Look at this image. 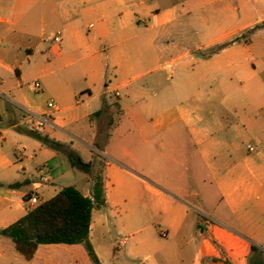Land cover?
<instances>
[{
	"label": "crops",
	"instance_id": "obj_1",
	"mask_svg": "<svg viewBox=\"0 0 264 264\" xmlns=\"http://www.w3.org/2000/svg\"><path fill=\"white\" fill-rule=\"evenodd\" d=\"M24 109L49 117L43 134ZM242 135L257 142L246 154ZM44 138L106 160L100 210L117 187L134 198L143 187L164 213L162 235L177 242L165 254L140 239L131 261L184 262L181 243L196 249L190 213L203 208L210 238L193 264H248L251 242L264 244V0H0V231L36 208L32 197L41 204L69 187L57 184L77 169ZM142 157L154 162L152 186L134 170ZM78 190L91 198L93 182ZM100 210L93 248L101 264H127L96 246ZM84 247L41 246L28 261L0 235V263L92 264Z\"/></svg>",
	"mask_w": 264,
	"mask_h": 264
},
{
	"label": "rangeland",
	"instance_id": "obj_2",
	"mask_svg": "<svg viewBox=\"0 0 264 264\" xmlns=\"http://www.w3.org/2000/svg\"><path fill=\"white\" fill-rule=\"evenodd\" d=\"M218 31H221L216 26V35ZM245 35V34H244ZM208 37L205 38L207 41ZM247 38H244L246 41ZM204 54V53H202ZM201 54H195V57H199ZM237 60H242L244 63H247L252 68H257L258 71H261V65L259 62H256L254 58L250 57L248 52H237ZM241 57V58H240ZM237 98L241 97L239 89L233 93ZM205 110L215 109L216 102L211 104H206ZM221 109V107L219 108ZM239 143H241L243 153H247V147L249 145L256 146L257 142L252 139L249 135H242L239 138ZM141 143V142H140ZM143 150L140 149V152L143 156ZM86 162H93V172L94 174L102 173V165L106 163V160L99 154L93 153L91 158L84 159ZM100 165V168L96 166ZM130 166V165H128ZM154 162L150 161L148 158L142 157V164L140 167L135 168L134 170L141 173L145 176L146 181L152 186L153 182L148 177V171L150 168L155 169ZM131 167V166H130ZM98 170V171H97ZM141 171V172H140ZM91 179L88 175L81 173L78 170L71 171L70 174L62 178L57 185L59 186H71L74 185L78 187L77 189L84 190V187H91ZM193 186V185H191ZM138 195L134 198L129 192H124L118 187L115 190L111 191L112 200L111 206L108 209L97 211L96 214H99L105 218V222L99 229H94L93 239L96 243V246L100 247L103 252H107L110 256L115 259L117 256H121L127 260V264H165L159 263L160 256L154 258L151 262H133L129 259L128 254L131 249L138 245L140 239H146L147 243H153V245L158 248L161 247L163 253L170 252L173 241L177 242V239L174 240L172 233L169 234L168 238L164 237L162 234L167 233V228L165 227L166 219L165 215L161 211H155L152 204L151 195L144 190L143 187L138 188ZM194 190V189H193ZM194 211H191L190 216L192 221V226L190 228L189 234L186 235L187 241H193L192 246H196V249L193 250V247L190 248V252L186 251V246L184 243H181L180 251L185 250V253H179L182 261L180 264H193L195 256L198 253V246L205 239H209V234H202L203 230H207L206 220L210 219L209 213L205 210L194 208ZM196 212V213H195ZM213 224H216L213 222ZM142 228V231L137 232ZM252 248L249 257L248 264H264V244H258L257 242L252 241ZM253 247L257 250H253ZM85 248V247H84ZM106 249V250H105ZM172 253V252H171ZM174 253V251H173ZM69 260H62L59 262H53L55 264H67ZM15 263V262H13ZM1 264V263H0ZM172 264H175L172 262ZM229 264V263H228Z\"/></svg>",
	"mask_w": 264,
	"mask_h": 264
},
{
	"label": "trees",
	"instance_id": "obj_3",
	"mask_svg": "<svg viewBox=\"0 0 264 264\" xmlns=\"http://www.w3.org/2000/svg\"><path fill=\"white\" fill-rule=\"evenodd\" d=\"M239 41L237 39L234 42ZM228 45L217 46L210 55L218 53ZM99 115L97 113L91 119ZM42 141L64 154L73 168L90 177L93 182L92 197L84 196L74 186L65 187L53 199L41 203L17 223L0 231V235L12 240L17 253L28 261L35 257L41 246L83 244L92 264H101L90 241V233L93 211L108 205L104 176L101 172L95 175L94 164L84 161L70 146L46 138ZM253 250L257 248L253 247Z\"/></svg>",
	"mask_w": 264,
	"mask_h": 264
},
{
	"label": "built area",
	"instance_id": "obj_4",
	"mask_svg": "<svg viewBox=\"0 0 264 264\" xmlns=\"http://www.w3.org/2000/svg\"><path fill=\"white\" fill-rule=\"evenodd\" d=\"M60 40H61L60 36H56L54 38V41L57 42V43H59ZM35 87L37 89H41V84L40 83H36ZM48 107L50 109H56V105H55V103L53 101H51L48 104ZM24 112H25L26 116L32 122L31 131L36 133V134H43L45 129H46V127L50 124L49 117H47V116H39V115H37V114H35V113H33V112L29 111V110H26V109H24ZM248 149L249 150H253V147L252 146H248ZM41 179H45V178H43V176H41ZM30 202H31L32 206H34V207H37V206L40 205V202H39L37 197H32L30 199Z\"/></svg>",
	"mask_w": 264,
	"mask_h": 264
}]
</instances>
